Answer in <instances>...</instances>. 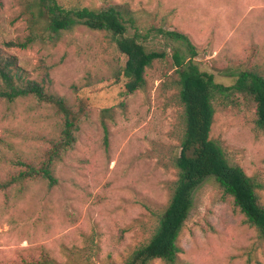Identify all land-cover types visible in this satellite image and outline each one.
Here are the masks:
<instances>
[{
	"label": "rangeland",
	"instance_id": "rangeland-1",
	"mask_svg": "<svg viewBox=\"0 0 264 264\" xmlns=\"http://www.w3.org/2000/svg\"><path fill=\"white\" fill-rule=\"evenodd\" d=\"M32 1L0 0V47L17 57L25 79L71 104L85 99L90 110L73 148L56 165V185L33 179L0 189V264L45 254L55 264H126L150 241L169 203L186 128L174 59L178 43L158 29L186 33L200 68L232 85V71L264 74V0H58L67 8L124 4L140 32L153 27L143 42L164 57L134 93L126 88L127 57L107 31L80 25L54 43L7 46L31 34L33 19L36 29L44 28L45 19L29 9ZM60 130L51 105L35 97L0 100V182L22 169L20 161L40 163ZM211 137L230 163L264 184V128L253 106L217 101ZM258 193L264 204V188ZM194 198L173 264H264V239L213 177Z\"/></svg>",
	"mask_w": 264,
	"mask_h": 264
},
{
	"label": "trees",
	"instance_id": "trees-1",
	"mask_svg": "<svg viewBox=\"0 0 264 264\" xmlns=\"http://www.w3.org/2000/svg\"><path fill=\"white\" fill-rule=\"evenodd\" d=\"M29 9L34 17L45 19L44 28L36 29L38 19H33L31 34L23 41L6 43L7 46L27 48L38 41L54 43L61 32L80 25L107 31L119 51L127 57L123 71L128 78L126 88L129 93L144 86L147 69L155 60L164 57L163 53L148 50L143 42L153 27L147 29L146 34L140 32L132 11L124 4L67 8L58 0H33ZM130 27L136 29L133 34L129 33ZM158 31L178 43L174 46V59L180 99L185 106L186 128L176 160L178 177L169 203L150 241L136 249L126 264H149L155 259L172 264L177 261L182 251L179 237L195 206V191L210 177L217 181L225 195L232 197L234 206L264 239V204L258 193L264 184L249 176L240 165L230 163L222 146L211 137L216 102L220 100L233 105L253 106L256 124L264 128V74L256 68L240 69L230 73L236 78L232 85L219 83L213 73L200 68L195 60L197 47L186 33L163 28ZM27 97H35L54 107L61 119V133L51 142L40 163L20 161L18 164L22 169L0 182V189L9 190L13 185L33 179L56 185V165L73 148L81 123L90 110L85 99L80 98L71 104L64 97L46 91L38 81L25 79L17 57L0 47V100L14 102ZM106 111L110 109L103 112ZM20 264L55 263L45 254L40 259H23Z\"/></svg>",
	"mask_w": 264,
	"mask_h": 264
}]
</instances>
